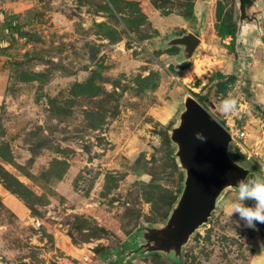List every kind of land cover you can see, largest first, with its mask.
Listing matches in <instances>:
<instances>
[{"label": "rangeland", "instance_id": "374dc122", "mask_svg": "<svg viewBox=\"0 0 264 264\" xmlns=\"http://www.w3.org/2000/svg\"><path fill=\"white\" fill-rule=\"evenodd\" d=\"M148 3L186 26L158 33L136 0H0V264H264V224L228 217L231 186L177 249L148 244L184 191L187 96L264 176V0L240 32L239 0ZM187 31L189 57L167 42ZM229 95L238 114L219 111Z\"/></svg>", "mask_w": 264, "mask_h": 264}, {"label": "water", "instance_id": "95a60500", "mask_svg": "<svg viewBox=\"0 0 264 264\" xmlns=\"http://www.w3.org/2000/svg\"><path fill=\"white\" fill-rule=\"evenodd\" d=\"M254 0H239L240 24L248 17L247 8ZM170 44H182L189 57L199 38L192 32L174 37ZM185 110L180 124L173 130V138L178 142V154L186 168L185 187L177 207L167 225L149 233L148 243L152 248H174L187 239L189 234L203 223L214 207L216 197L227 186H237L239 180L257 175L227 155V147L232 139L224 127L198 100L192 96L185 98ZM200 132L206 137L204 142L196 139ZM150 242V241H148Z\"/></svg>", "mask_w": 264, "mask_h": 264}, {"label": "clouds", "instance_id": "9594fccd", "mask_svg": "<svg viewBox=\"0 0 264 264\" xmlns=\"http://www.w3.org/2000/svg\"><path fill=\"white\" fill-rule=\"evenodd\" d=\"M220 113L230 115L239 113L240 105L237 98L229 95L223 98L219 106ZM196 139L204 142L206 137L200 132L195 134ZM231 186V185H230ZM236 195L228 204L230 218L232 214H238L245 226L255 229L257 223L264 224V176H247L238 181L237 186H231ZM252 200V206H246L245 201Z\"/></svg>", "mask_w": 264, "mask_h": 264}, {"label": "crops", "instance_id": "0c3cea01", "mask_svg": "<svg viewBox=\"0 0 264 264\" xmlns=\"http://www.w3.org/2000/svg\"><path fill=\"white\" fill-rule=\"evenodd\" d=\"M138 1L142 7L146 15L148 16L150 20V25L158 31V33H162L166 30H172L175 28H183L186 26V20L185 18L178 13H167V14H162L160 13L155 7L151 6L150 3H148V0H136ZM198 3H195V5ZM190 32V31H187ZM186 32H182L181 34L175 35L173 34L171 37L168 39L169 41L177 36H180ZM196 36H198L199 41L201 37L194 32ZM183 50V49H182ZM2 191V188L0 187V192Z\"/></svg>", "mask_w": 264, "mask_h": 264}, {"label": "built area", "instance_id": "2783aa9c", "mask_svg": "<svg viewBox=\"0 0 264 264\" xmlns=\"http://www.w3.org/2000/svg\"><path fill=\"white\" fill-rule=\"evenodd\" d=\"M228 131L230 132V134H231V136L233 138L234 137L233 132L235 134V131L233 129H228ZM251 155H253V152H248L247 153V157H250Z\"/></svg>", "mask_w": 264, "mask_h": 264}, {"label": "trees", "instance_id": "16d2710c", "mask_svg": "<svg viewBox=\"0 0 264 264\" xmlns=\"http://www.w3.org/2000/svg\"><path fill=\"white\" fill-rule=\"evenodd\" d=\"M223 84H226V83H223ZM219 86H221V83H219Z\"/></svg>", "mask_w": 264, "mask_h": 264}, {"label": "bare ground", "instance_id": "6f19581e", "mask_svg": "<svg viewBox=\"0 0 264 264\" xmlns=\"http://www.w3.org/2000/svg\"><path fill=\"white\" fill-rule=\"evenodd\" d=\"M233 135H234V132H233Z\"/></svg>", "mask_w": 264, "mask_h": 264}]
</instances>
